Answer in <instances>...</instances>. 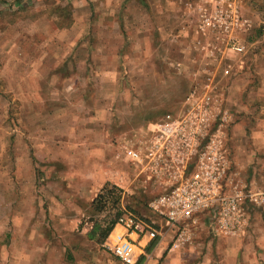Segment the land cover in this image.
Returning a JSON list of instances; mask_svg holds the SVG:
<instances>
[{
    "label": "rangeland",
    "instance_id": "374dc122",
    "mask_svg": "<svg viewBox=\"0 0 264 264\" xmlns=\"http://www.w3.org/2000/svg\"><path fill=\"white\" fill-rule=\"evenodd\" d=\"M186 3L0 0V264H97L114 257L96 240L119 214L158 226L149 208L158 185L124 150L205 83L232 114L233 182L264 188V0H244L245 63L233 65L239 78L221 80L222 65L193 59ZM255 218L264 223V212L251 210ZM247 243L241 262L259 261V244ZM207 249L202 264L227 261Z\"/></svg>",
    "mask_w": 264,
    "mask_h": 264
},
{
    "label": "built area",
    "instance_id": "2783aa9c",
    "mask_svg": "<svg viewBox=\"0 0 264 264\" xmlns=\"http://www.w3.org/2000/svg\"><path fill=\"white\" fill-rule=\"evenodd\" d=\"M244 0H193L195 47L208 52L209 64L223 66L227 77L233 63L220 54L247 50L251 20L243 14ZM216 54V55H215ZM213 56V57H212ZM208 59V58H206ZM211 62V63H210ZM239 65L242 60H239ZM212 82V77L206 78ZM205 83L191 91L184 111L167 113L148 125V138L142 146H127L124 155L136 165L139 174L153 180L160 193L149 208L160 223L126 211L116 220L103 241L106 251L123 264H137L152 240L163 237L166 228L207 219L214 230L234 236L244 232L251 210L264 212V188L235 184L233 162L228 148V128L232 114L219 104ZM183 229V230H182ZM146 237L145 245L140 240ZM173 242L172 247L177 246Z\"/></svg>",
    "mask_w": 264,
    "mask_h": 264
},
{
    "label": "crops",
    "instance_id": "0c3cea01",
    "mask_svg": "<svg viewBox=\"0 0 264 264\" xmlns=\"http://www.w3.org/2000/svg\"><path fill=\"white\" fill-rule=\"evenodd\" d=\"M186 2H187L186 10L187 11L188 9L191 10L194 15V10L190 8V4L193 2V0H186ZM187 32L188 34L191 33V31H187ZM187 37H191V36H187ZM195 49L197 50L198 54H195V58L193 59L196 62H199L202 64H209L208 62H206V60L207 61L211 60L209 59L211 57H207L208 59H203L205 58L206 52L200 50L198 47H195ZM200 53L204 55H200ZM246 53H247V50L242 54H237V53L227 50L224 53L220 54V57L223 60L231 61L234 67L235 66L242 67V65H244L245 63L244 57ZM239 60H242V64L240 65L238 63ZM239 74L240 73L236 71L231 72L230 75L227 77H224L221 74V78H219V80L225 79V78L226 79H236V78H239L238 77L240 76ZM208 77H212V80L215 78L214 74L213 76L208 75ZM188 92L190 93L191 91L189 90ZM231 129H232L231 130L232 139L235 144L236 131H238V125L234 124L231 127ZM105 179H106L105 181H107L108 178H105ZM103 186L99 189V191L103 188ZM95 197L89 202V206L91 205V202L95 199ZM257 221L258 219L256 218L252 220L249 219L247 229L244 232L238 235H234V236L222 235L216 232L214 228L212 227L211 223L207 219L205 220L204 218H201V217L197 219L196 222L194 223L189 222V224L183 227L184 231H182L181 234L179 235H178V231H179L180 226L166 228L164 231L165 234L163 235V237L158 238L156 240H152L150 241V243H148V245L145 247L146 254L140 257L137 264H195V261L190 258L193 256L196 257V264H202V260H203L202 253L207 255V252H205L204 250L205 246L209 247V249H207L208 251L211 250L213 246L218 247V250L223 260L227 258V261L224 260L225 261L224 264H248L246 262H241V261H243L242 259L243 257H245V254H244L245 249H243L242 246H245V248H247L248 246L247 240L249 237L251 238L253 237L254 242L259 244V248L256 251L258 254L257 257L259 261L253 262L252 264H264V223L261 222L258 224ZM199 228L203 230L201 235L200 234L198 235L199 231L197 229ZM87 239L90 240L91 238L87 237ZM173 242H176L178 245L175 247H172ZM194 242L195 243L197 242L199 244L198 251L197 250L193 251ZM140 243L145 245L147 243V238L143 237L140 240ZM220 243L222 244L221 248H220ZM223 244L226 245L228 252L230 251V253H227V255L224 252L226 247L223 248ZM115 258L114 257L113 258L112 257L111 258H101L99 259V262L97 264H123L115 260ZM88 259L91 261L90 256ZM38 261L39 259L37 260V262ZM205 262L206 264H210V262H207V261ZM41 263L48 264L45 261H41ZM78 264H86V263L81 262Z\"/></svg>",
    "mask_w": 264,
    "mask_h": 264
},
{
    "label": "flooded vegetation",
    "instance_id": "af4514ba",
    "mask_svg": "<svg viewBox=\"0 0 264 264\" xmlns=\"http://www.w3.org/2000/svg\"><path fill=\"white\" fill-rule=\"evenodd\" d=\"M186 108H188V105H176L175 108L171 111H167L165 112L164 114H162V116L160 118H158L156 121L162 119L167 113H170V114H177L179 112H182L184 111ZM154 122V121H153Z\"/></svg>",
    "mask_w": 264,
    "mask_h": 264
},
{
    "label": "trees",
    "instance_id": "16d2710c",
    "mask_svg": "<svg viewBox=\"0 0 264 264\" xmlns=\"http://www.w3.org/2000/svg\"><path fill=\"white\" fill-rule=\"evenodd\" d=\"M156 121V120H155ZM97 196H99V193L97 194ZM96 196V197H97ZM120 216V214L117 216V218ZM117 218L112 222V224L110 225V227L106 230V232L104 233L103 237L100 240H96L97 243H101L105 237L107 236V234L109 233V231L111 230L112 226L114 225V223L116 222ZM92 236V235H91ZM93 237V236H92ZM91 237V238H92Z\"/></svg>",
    "mask_w": 264,
    "mask_h": 264
}]
</instances>
